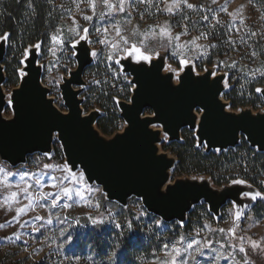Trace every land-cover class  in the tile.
<instances>
[{
    "label": "rangeland",
    "instance_id": "rangeland-1",
    "mask_svg": "<svg viewBox=\"0 0 264 264\" xmlns=\"http://www.w3.org/2000/svg\"><path fill=\"white\" fill-rule=\"evenodd\" d=\"M58 1V6L61 7L66 17L53 34L61 29V38L64 43H54L50 37V44L44 49H41V46L39 48V64L42 68V84L49 89L50 98L61 111L66 112L67 109L64 106L59 86L77 65L72 43L78 37H73L68 31L74 26L73 19H75L80 26L88 27L87 41L92 52H97V56H92L93 63L83 75L85 86L82 87L80 95L83 100L82 108L84 104H90L93 107L90 111L98 110L102 116H105L106 112L98 104L106 103L113 94L111 101L116 105L120 116L117 102L119 100L129 101L131 97L132 88L128 86V81H131L130 76L127 75L126 80V74L122 73L120 65L115 64L114 60L107 59L114 50L110 45L96 43L98 36L95 29H111V25L116 23L123 27V34L131 42L146 50L151 60L164 56L163 72L173 74L175 82H177L176 74L170 72L169 68L182 74L186 66L180 65L179 61L187 59L193 66L195 74H203L207 69H211L213 75L224 74L226 76L224 82L226 93L222 98L228 103V111L240 113L243 110H251L254 114L262 112L261 106L264 105V98L260 93L255 91L260 99H253L259 107L257 111L251 106L232 110L226 94L238 98L250 96L254 84L264 82V78L259 74L256 77L248 74L256 69L264 70V0H215V2L213 0H188V3L194 6L193 9L182 5L179 10L174 9L172 14L158 11L157 8L162 9L172 4L173 0H153L152 4H138L132 8L126 5L125 13H116L115 19L107 15L104 19H100L99 13L102 10L100 6L94 14L83 2H80V7L77 9L79 0ZM84 14L93 15V20L84 21L82 19ZM188 16H191V19H188ZM204 16L208 19L204 20ZM128 19L131 23L126 22ZM217 20L220 21L219 24ZM165 23L171 26L172 36L183 33L179 41L169 42L167 37L158 35V26ZM214 26L216 28L212 36L208 35L207 39L200 37L202 32ZM153 29L156 35L152 34ZM133 30L139 34L134 35ZM252 32L255 35H252ZM114 35L110 33L109 39L111 40ZM197 37L200 38L196 39ZM197 45L200 47L198 48ZM252 52L257 55L253 57ZM173 53L176 55L174 56ZM26 57L23 56L20 60L21 68L24 66ZM124 58H127V53H119L114 59ZM234 62L236 66L231 67ZM19 75L22 76L21 69ZM257 88L264 89V85ZM12 89L3 87V92L9 101ZM84 113L88 112L84 110ZM11 116L12 110L9 103L4 117L8 119ZM124 126L125 123L122 120L118 132H121ZM156 127L160 128V126ZM183 134L195 138L194 133L188 129L183 130ZM164 136V142L168 143ZM106 138L111 137L106 136ZM242 141L245 139L242 138L241 144ZM55 145L60 147L57 139H55ZM160 149L162 150L161 146ZM43 159L50 160L53 167L40 166ZM64 164V159L59 161L53 158V154L50 157L32 155L28 157L24 165L15 168L0 161V170H2L0 171V264H158L160 260L166 258V253L170 250V248L164 249V244H169L170 247L176 244L177 247L183 249L193 240L200 241L201 253H197L196 246L193 245L188 252L182 251L178 260H188L189 264H237L241 262L243 255L238 253V247L236 249L221 248V244L225 243L231 235L229 229H234L237 236H243L245 239L251 237L264 245V217L254 209L256 203H264L259 198L252 201L242 196L244 200L252 203L249 207L243 209L229 203L221 209L219 217H214L208 211L207 205L202 203L194 207L186 223L181 224L165 222L148 213L142 202L136 198L130 199L126 207L109 202L99 186L89 185L86 181L78 184L71 181L69 177L68 180L63 181L64 186L84 190L85 200H81L75 193L71 199L61 194L60 199L53 206V195L59 189L50 187L53 182L51 177L67 175L57 170ZM9 172L11 175L7 177V182L12 187L6 191L2 181L5 179L4 174ZM240 173L235 170L226 177L245 181L243 184L236 185L244 186L247 192L264 193V177L261 181L262 189H259L244 180ZM25 174L28 183L33 185L30 190L33 192V203L25 208L22 214H17V208H24L28 204L27 198L21 194L18 203L12 200L6 202L4 198L9 196L11 191H18L15 185L19 181V176ZM37 176L42 180V186L35 185L34 181ZM186 178L197 181L206 180L213 189L223 188L215 186L210 178L205 176L174 179L171 175L170 183ZM229 185H234L233 180ZM89 188L92 189L91 192L87 191ZM42 192H49L53 195L42 197L40 195ZM89 201L92 205L99 203L101 207L99 209L94 206L90 207ZM65 204L71 207L65 209L63 207ZM237 212L241 213L238 221L235 220ZM36 216H40L41 219L36 220ZM92 219H103L104 222L96 225L92 223ZM48 220H51V223H48ZM117 223L121 227H116ZM129 223L132 225L131 228L128 227ZM204 225L208 227L205 228ZM220 229H224L225 232H220ZM181 237H184L183 241L177 244L176 242ZM232 243L238 245L239 241L233 240ZM245 247H248L247 244ZM189 252L195 257L194 260L189 258ZM218 254H222L223 258L217 260ZM250 255L256 260V264H264V256L260 253L250 252Z\"/></svg>",
    "mask_w": 264,
    "mask_h": 264
},
{
    "label": "water",
    "instance_id": "water-1",
    "mask_svg": "<svg viewBox=\"0 0 264 264\" xmlns=\"http://www.w3.org/2000/svg\"><path fill=\"white\" fill-rule=\"evenodd\" d=\"M7 46V42L0 41L1 162L15 168L24 165L32 155L53 154L57 134L62 133L63 139L57 141L64 162L69 168L74 165L75 172H82L89 185L99 186L107 201L122 207L136 198L148 213L165 222L184 224L193 208L202 203L214 217H219L229 203L243 209L252 204L242 198L247 189L241 185H226L217 190L206 180L186 178L170 183L177 158L160 149L165 133L168 143L180 142L183 130L188 129L205 153L234 150L242 138L251 149L264 153V118L259 119L264 117V108L256 114L251 110L228 111V103L222 98L226 93L224 74L208 75L207 70L211 69H207L198 75L193 69V79L200 82L189 81L177 91L179 85L173 74L163 72L164 56L145 63V67L152 69L150 72H135L132 69L139 67L135 61L121 59L122 73L130 76L140 92L137 95L133 89L129 102H117L125 126L123 132L106 138L96 128L101 112L92 110L85 114L80 98L85 86L84 72L93 63L88 41H80L73 48L76 68L59 86L66 112L55 106L49 89L42 84L39 49L30 47L21 68L25 74L11 91L12 116L8 119L4 117L8 105L3 92ZM186 70L185 67L181 75ZM170 75L169 86L161 78ZM260 95L264 98V94ZM53 111L70 119L57 120ZM205 113L207 120L203 119Z\"/></svg>",
    "mask_w": 264,
    "mask_h": 264
},
{
    "label": "trees",
    "instance_id": "trees-1",
    "mask_svg": "<svg viewBox=\"0 0 264 264\" xmlns=\"http://www.w3.org/2000/svg\"><path fill=\"white\" fill-rule=\"evenodd\" d=\"M58 3V0H0V36L4 33H11L3 61L6 76L4 87L15 88L18 86L19 71L22 67L20 60L23 58L22 53L25 49H29L37 43L40 44L41 49H44L50 44L51 35L66 17ZM188 17L191 19V16ZM215 28V26L211 27L206 33L212 36L215 33ZM263 85L264 82L254 84L250 96L246 95L242 98L226 94V98L231 103L230 108L235 111L251 106L253 110L257 111L259 107L253 99L258 100L260 97L256 95L255 89ZM112 97L113 94L108 98V102L98 104L106 112V115L102 116L101 114L96 122V128L105 137H112L120 131L119 124L122 123L116 105L111 101ZM83 108L90 112L93 107L90 104H84ZM261 108H264V105ZM161 148L177 158V164L172 172L174 179L205 176L209 177L215 186L224 187L234 180L226 175L237 170L241 172L244 180L262 189L264 153L251 149L245 141H242V144L235 150L205 153L204 148L197 146L195 138L183 134L180 142H163ZM35 155L39 156V154ZM53 158L63 161L58 145L54 146ZM51 163L50 160L43 159L40 166ZM5 165L7 164L5 163ZM254 207L264 217V203L258 202Z\"/></svg>",
    "mask_w": 264,
    "mask_h": 264
},
{
    "label": "snow or ice",
    "instance_id": "snow-or-ice-1",
    "mask_svg": "<svg viewBox=\"0 0 264 264\" xmlns=\"http://www.w3.org/2000/svg\"><path fill=\"white\" fill-rule=\"evenodd\" d=\"M80 2H83L86 4V6L95 14L96 9L98 6L101 7V11L99 13V17L100 19H104L105 16H109V17H113L115 19V14L116 13H125V9H126V5L129 8L135 7L138 4H152L153 0H79V2H77V9H79L80 7ZM213 2H215V0H213ZM186 6L188 9H193L194 6L191 3H188V0H173L172 4L165 6L164 8H157L158 11H166L169 14H172L174 9L175 10H179L181 8V6ZM103 9H106L107 11L105 12ZM128 15L130 16L131 13L129 12ZM184 17H182L183 19ZM82 19L84 21H92L93 20V15H87L84 14L82 16ZM204 20H207L208 17L204 16L203 17ZM127 23H131V20L128 19L126 21ZM217 23L219 24L220 21L217 20ZM73 27H70L68 29L69 33L73 36V37H78V39H75V41L72 43V47L75 48L76 45L80 42V41H87L89 38V29L88 27H82L78 24L77 21H75V19H73ZM159 28V33L158 35L162 36V37H167L169 42H171L172 40H176L179 41L180 40V36L183 35V33H178L175 36L171 35V26L168 25L167 23H165L164 25H160L158 26ZM61 29H58L56 34H53L51 36V40L54 43L57 44H63L64 40L61 38ZM123 27L119 24L113 23L111 25V29L109 28H96L95 32L97 33V40L96 43L100 44V45H105V46H109L111 47V49H113L114 51L112 52L111 55H109L107 57V59L109 60H114V63L119 65L121 63V61L119 59H114L119 53H127V58L129 60L134 59L135 62L139 65L138 68H133L132 70L135 72H150L152 71L151 68H147L145 67V62H151V56L149 54H147L146 50L142 49L138 44L133 43L129 40V38L127 36H125L123 34ZM251 31V30H249ZM110 33H114L115 35L112 37V39H109V35ZM133 34L134 35H138L139 33L136 32L135 30H133ZM152 34L156 35V31L155 29L152 30ZM252 35H255L254 32L251 33ZM208 33L206 32H202L200 34V37H203L205 39H207L208 37ZM102 37V38H101ZM200 37H197L196 39H199ZM118 38V39H117ZM11 39V33H4L2 36H0V41L3 42H8ZM243 42V39H242ZM192 43H195V41H192ZM35 49H39L40 48V44L37 43L36 45H34ZM197 47L199 48L200 46L197 45ZM211 47H215V45H211ZM28 49H25L24 52L22 53L23 56H27L28 55ZM87 54V53H86ZM173 55L175 56L176 54L173 53ZM253 57H255L257 54L255 52H252L251 54ZM91 56L95 57L97 56V52L93 51L91 52ZM180 65H184L186 66L187 70L183 73V75L179 74L176 72L175 69H171L169 68V71L172 73L176 74V79L178 81V85L179 87L175 90H179L184 88L185 84L189 81H193L195 83H199L200 81H195L193 79V66L189 63V61L187 59H181L179 61ZM235 62L231 65V67H235ZM158 68H157V72H158ZM208 71V75H212V71L211 70H207ZM25 73H22V75H24ZM250 74L252 77H256L257 74H259L260 77L264 78V70L261 69H256L255 71H251ZM125 79L127 80V75H125ZM161 79L165 80L166 82H169V86H170V81L172 79V76H166V77H162ZM221 80H223V77H220ZM128 86H130L133 89H136V93L137 95L140 92V89L137 88V84L133 83L132 81H128ZM255 91L257 93H261L264 94V89L261 88H256ZM133 106L135 107V99L133 100ZM61 107H63V105H61ZM199 111H204L203 108H199ZM52 115L57 119V120H68L70 119V117H63L60 116L58 112L53 111ZM247 115V114H245ZM229 119H231V117H228ZM264 118V117H260L259 119ZM157 119H159V116H157ZM204 120H207V113H205V116L203 118ZM192 120H195V117H192ZM143 123L147 124V123H151V121H144ZM151 135V134H150ZM63 139V135L62 133H58L57 134V140L60 141ZM164 139H167V133H165ZM46 157H50V153L45 152L43 154ZM45 168H52L53 166L51 164H45L44 165ZM74 165L72 168H69L68 164L65 163L63 165V167L57 169L59 171H61L62 173H67V175L63 176V177H51L52 179V183L50 185V187L52 188H58L59 191L53 195L52 193L49 192H42L40 195L42 197H47L50 195H53V199H52V205L55 206V204L57 203V201L60 199L61 194L64 197H68L69 199H71L73 193H75V195L77 197H79L81 200H85V191L81 190V189H76L73 187H69V186H64L63 181L64 180H68L69 177H71V181L75 182V183H85V177L83 173H77L75 172L74 169ZM2 171V170H0ZM5 179L4 181H2L5 184V190L7 191L8 189H10L12 187L11 184H9L7 182V177L9 175H11V173H5ZM35 185L37 186H42V180L40 179L39 176L36 177L35 181H34ZM234 184H243L245 183V181L243 180H233ZM15 187L18 189V191H11L9 196H6L4 198V200L7 202L8 200H12L13 202H19V198L21 196V194H23L27 200H28V204L24 207V208H17V214H22L25 211V208L30 207L31 204L33 203L32 201V195L33 192L30 191L33 188V185L28 183V180L26 178V174L25 175H20L19 176V181L16 183ZM88 192H91L92 189H87ZM243 196L245 198H250L252 201L257 200L258 198L262 201H264V193L262 192H243ZM88 205L94 206L97 209H99L101 207V205L99 203L92 205L91 201L88 202ZM63 207L65 209H68L71 207V205L69 204H65L63 205ZM244 207H247V205H245ZM91 218V217H90ZM241 218V213L237 212L235 214V220L238 221ZM36 220H40L41 217L40 216H36L35 217ZM104 221L103 219H92V223L93 224H102ZM48 223H51V220H48ZM116 227H121V225L119 223L116 224ZM128 227L131 228L132 225L131 223L128 224ZM205 228L208 227V225H204ZM38 230V229H37ZM220 232H225L224 229H220ZM231 235L229 236V239L225 241V243L221 244V248H225V247H232L233 249H236L238 247V253L239 254H243L241 257V262H237V264H256V260H254L252 258V256L250 255V252H258L260 253L262 256H264V245L258 243L256 240H253L251 237H248L247 239H245V237L243 236H237L234 229H229L228 230ZM184 237H181L179 241H177L176 243L179 244L183 241ZM233 240H238L239 244H233L232 241ZM247 244L248 247H245V245ZM193 245H195V251L197 253H201V244L200 241L198 240H193L191 243H188L186 245V247H184L183 249H181L180 247H177L176 244L171 245V247L169 246V244H164L163 248L164 249H169L170 250L166 253V258L163 260H160L158 262V264H189L188 260H184V259H179V257H181V252H188L189 249L193 248ZM189 258L194 260L195 257L192 256V254L189 252ZM229 257H231V254H229ZM217 260L223 258L222 254H218L217 255ZM77 261H79V257L76 258ZM109 259H111V257H109Z\"/></svg>",
    "mask_w": 264,
    "mask_h": 264
},
{
    "label": "bare ground",
    "instance_id": "bare-ground-1",
    "mask_svg": "<svg viewBox=\"0 0 264 264\" xmlns=\"http://www.w3.org/2000/svg\"><path fill=\"white\" fill-rule=\"evenodd\" d=\"M10 103V101L7 99V105Z\"/></svg>",
    "mask_w": 264,
    "mask_h": 264
},
{
    "label": "built area",
    "instance_id": "built-area-1",
    "mask_svg": "<svg viewBox=\"0 0 264 264\" xmlns=\"http://www.w3.org/2000/svg\"><path fill=\"white\" fill-rule=\"evenodd\" d=\"M132 90H133V88L131 89V93H132ZM126 102H129V101H126ZM84 110V109H83Z\"/></svg>",
    "mask_w": 264,
    "mask_h": 264
}]
</instances>
